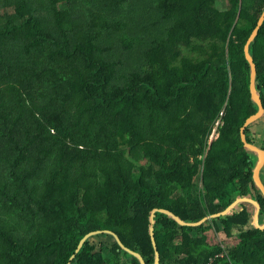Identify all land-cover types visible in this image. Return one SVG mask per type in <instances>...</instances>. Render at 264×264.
<instances>
[{"label":"trees","instance_id":"obj_1","mask_svg":"<svg viewBox=\"0 0 264 264\" xmlns=\"http://www.w3.org/2000/svg\"><path fill=\"white\" fill-rule=\"evenodd\" d=\"M229 1L0 0V264H68L98 230L155 264L156 208L197 222L249 196L263 213L240 129L264 0ZM247 205L196 228L158 213L161 264H264ZM71 264L141 262L100 234Z\"/></svg>","mask_w":264,"mask_h":264},{"label":"water","instance_id":"obj_2","mask_svg":"<svg viewBox=\"0 0 264 264\" xmlns=\"http://www.w3.org/2000/svg\"><path fill=\"white\" fill-rule=\"evenodd\" d=\"M263 23H264V11L258 20L257 27L254 29L253 33L251 34L250 38L248 39V41L244 47L245 58L248 61L249 65H250V69H251L250 87H249L251 99H252L253 103L257 106L258 110L255 114H253L249 118H247L244 125L240 129V136H241V141L243 143V147L245 148V150H247L248 152L254 153L257 157V161H256L255 167L253 169V181H254L256 188L262 193V195L264 197V183H263L262 177H261V173L264 169V149L259 147L258 145L254 144V143L249 142L247 140V136H246V129L248 127H250L251 125H253L254 123H256L257 121H259L264 116V105H263L259 90L256 86L257 67H256V63L254 61V58L250 53V45L257 38L258 33H259V29L261 28ZM241 204L242 205L249 204L255 208L253 216H252V224L254 225V227L256 229L264 230V221L262 224L260 223V215L262 213L261 205L258 201H256L255 199H253L252 197H249V196L238 197L234 202H232L230 205H228L223 211L218 212L216 214L206 216L197 222H186V221L182 220V218L180 216L176 215L174 212H172L168 209H159V208L154 209L151 213V216H150V234L152 237L153 245H154L155 250H156V262H155V264H161V253L159 251L158 243H157V239H156V224H157L156 218H157L158 213L168 215L170 218L174 219L177 223H179L182 227L196 228V227L203 225L204 223H206L209 220L218 219L221 217H227V216L232 215L234 213V211L236 210V208ZM263 215H264V211H263ZM100 234L112 235L115 238V240L117 241L120 249H122L126 253H129L130 255H132L133 259L138 258L140 260L141 264H147L145 258L140 253H138V252L130 249L129 247L125 246L123 244V242L121 241V239L119 238V236L110 230H98V231H92V232H89L88 234H86L81 239V241L79 242L75 254L81 250V248L84 246L86 241H88L92 237L100 235ZM75 254L71 256L68 264H71L72 260L75 257Z\"/></svg>","mask_w":264,"mask_h":264},{"label":"rangeland","instance_id":"obj_3","mask_svg":"<svg viewBox=\"0 0 264 264\" xmlns=\"http://www.w3.org/2000/svg\"><path fill=\"white\" fill-rule=\"evenodd\" d=\"M219 7L221 9H226V8H231L235 5V2H230L229 0H219L218 3ZM255 55L257 57H262L264 56V38H258L255 40ZM218 136L216 129H214L211 137H210V142H212L214 139H216ZM249 138L251 139L252 142H254L256 145H258L261 148H264V116L254 123L253 125L250 126L249 128ZM261 177L264 178V170L261 173ZM249 211L254 213L255 208L252 205H247ZM225 209V208H224ZM260 220L264 221V215L261 213L260 215ZM261 223V222H260ZM208 239L211 242H216L218 241V238L216 237L214 231L212 228H209L207 231ZM109 252L104 251V256H108Z\"/></svg>","mask_w":264,"mask_h":264},{"label":"crops","instance_id":"obj_4","mask_svg":"<svg viewBox=\"0 0 264 264\" xmlns=\"http://www.w3.org/2000/svg\"><path fill=\"white\" fill-rule=\"evenodd\" d=\"M262 224V223H261ZM209 236V235H208ZM208 241H210L209 239H208Z\"/></svg>","mask_w":264,"mask_h":264}]
</instances>
